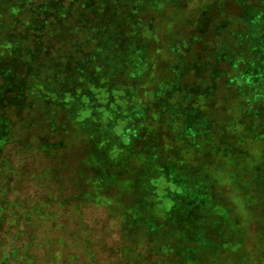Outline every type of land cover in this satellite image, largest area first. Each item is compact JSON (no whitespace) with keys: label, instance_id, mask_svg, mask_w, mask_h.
<instances>
[{"label":"trees","instance_id":"trees-1","mask_svg":"<svg viewBox=\"0 0 264 264\" xmlns=\"http://www.w3.org/2000/svg\"><path fill=\"white\" fill-rule=\"evenodd\" d=\"M43 120L58 129L38 136ZM13 144L48 163L23 169ZM4 162L65 169L88 194L59 211L65 232L15 225L0 250L29 260L8 264H264V0H0ZM164 170L198 182L204 218L160 200ZM87 206L114 221L109 249Z\"/></svg>","mask_w":264,"mask_h":264},{"label":"rangeland","instance_id":"rangeland-1","mask_svg":"<svg viewBox=\"0 0 264 264\" xmlns=\"http://www.w3.org/2000/svg\"><path fill=\"white\" fill-rule=\"evenodd\" d=\"M18 5H22V3H18ZM258 77L262 76L259 73H256L255 78ZM170 90L171 89L160 90V93L166 94ZM121 112V118L127 121L128 113H125L124 110ZM81 114L82 110L75 112V115H78L75 116V119L80 120ZM56 127V124L43 120V122L38 124L37 127L33 128V131L38 130L37 135L40 136L39 134L43 135V133L46 134L47 131L50 132L49 129L51 128H55V130L58 129ZM30 128L27 129L28 132ZM58 134L59 133L56 134L57 137ZM62 135L63 134H59L60 137H62ZM29 137L30 139L33 138V136ZM24 147L26 148L27 145ZM8 150L10 152L7 156L8 160L21 159L23 169L29 167L33 170L36 168L37 163H48V161H44L42 159L44 157L41 155H35L36 157L32 155L30 159H28L29 162L24 161L25 156L20 153L19 146L16 144L10 146ZM74 154L77 155V153ZM47 160L50 161V167H53L58 163L60 165L59 157ZM42 166L45 167L44 164H42ZM63 170L65 171V169H49L47 171L40 169L21 173L17 168L11 167L7 162L2 164L0 167V224L6 223L13 227H6V225H3L1 230L2 233L0 232L1 241L15 238V235H13L15 233V225H25L31 221L47 222L53 229L65 232L64 227L59 224L58 218L61 217L59 211L65 208L75 207L80 203V201L82 202L86 199V195L88 194L85 195L81 189H77L78 179L75 180L76 178H74L73 173H71L68 178ZM23 176L28 177L30 181L34 183H38L37 185L42 191L40 195H32V192L34 191V184H22ZM53 182H57L58 184L54 185ZM72 184L76 185V187H72ZM20 185L21 187L17 190V192H14V188L19 187ZM156 185L160 188V200L165 202L168 206L173 204L182 206L186 216L192 215L195 216L196 219L199 218L198 216H200V218H204V215L206 216L207 214L208 208L211 209L214 207L213 202L209 204V201L206 200V194L197 181H183L180 176L171 170L161 171ZM70 187L72 192L70 191ZM67 189H69V192H67ZM24 194L30 195L22 197ZM95 201L96 199L94 198L93 202ZM83 210L84 221L93 225L96 230L101 231V233L98 231V233L94 236L97 247L99 249H109V246L115 239L114 233H110L116 228L114 221L109 220L106 217V212L101 207L87 206L83 208ZM195 213L198 216H196ZM26 232L29 234V231ZM102 237L104 241L102 240ZM201 239L202 237L199 234L197 240ZM62 245L63 240L61 239L58 241V247L61 248ZM31 249L33 251L37 250L35 244L31 245ZM0 254V264H4L2 261H4L5 264H8V259L16 260V257L19 259V262L29 260L24 252H19L15 249H9L6 251L0 250ZM84 262H88L87 255H85ZM67 264H75L73 255L68 257Z\"/></svg>","mask_w":264,"mask_h":264}]
</instances>
